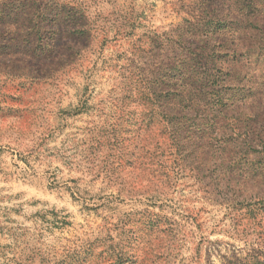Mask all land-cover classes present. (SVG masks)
I'll return each instance as SVG.
<instances>
[{"label":"rangeland","instance_id":"obj_1","mask_svg":"<svg viewBox=\"0 0 264 264\" xmlns=\"http://www.w3.org/2000/svg\"><path fill=\"white\" fill-rule=\"evenodd\" d=\"M261 262L264 0H0V264Z\"/></svg>","mask_w":264,"mask_h":264},{"label":"trees","instance_id":"obj_2","mask_svg":"<svg viewBox=\"0 0 264 264\" xmlns=\"http://www.w3.org/2000/svg\"><path fill=\"white\" fill-rule=\"evenodd\" d=\"M122 260V257H119V261L118 262H120ZM122 262V261H121ZM119 264V263H118ZM259 264H264V262H261V263H259Z\"/></svg>","mask_w":264,"mask_h":264}]
</instances>
